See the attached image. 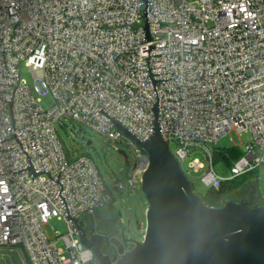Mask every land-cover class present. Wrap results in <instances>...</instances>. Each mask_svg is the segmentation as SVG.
<instances>
[{
  "label": "built area",
  "instance_id": "built-area-1",
  "mask_svg": "<svg viewBox=\"0 0 264 264\" xmlns=\"http://www.w3.org/2000/svg\"><path fill=\"white\" fill-rule=\"evenodd\" d=\"M155 104L171 152L182 169L188 159L187 176L202 171L206 190L263 165L264 0H0V245L29 264H90L72 219L82 224L113 193L90 156L71 158L56 124L127 141L134 190L149 155L98 110L144 141ZM231 130L251 139L222 176L212 151ZM53 218L66 234L47 235Z\"/></svg>",
  "mask_w": 264,
  "mask_h": 264
},
{
  "label": "water",
  "instance_id": "water-1",
  "mask_svg": "<svg viewBox=\"0 0 264 264\" xmlns=\"http://www.w3.org/2000/svg\"><path fill=\"white\" fill-rule=\"evenodd\" d=\"M146 34L149 38L147 22ZM98 111L149 155L141 182L148 202L142 240L132 239L136 243L126 250L117 241L119 256L110 260L96 242L102 236H89L78 218L72 219L98 264H264V205L252 206L245 197L220 206L206 204L162 134L158 104L153 107V133L144 141L102 107ZM120 153L130 165L125 151ZM136 223L140 229L137 218Z\"/></svg>",
  "mask_w": 264,
  "mask_h": 264
},
{
  "label": "rangeland",
  "instance_id": "rangeland-1",
  "mask_svg": "<svg viewBox=\"0 0 264 264\" xmlns=\"http://www.w3.org/2000/svg\"><path fill=\"white\" fill-rule=\"evenodd\" d=\"M22 77L32 84V77L25 68H22ZM41 100L42 105L46 108L51 107L53 104V100L49 95L42 96ZM56 127L72 159L87 155L95 162L105 183L112 190L113 201L111 203V210L116 215L119 211L122 214V219L126 226L125 238L129 239V241L132 239L137 241L142 240L146 227V210L144 212V209L148 207V202L141 191V184L134 190L127 184V180L131 177V172L136 161L132 146L125 140L112 142L105 134L97 132L90 126L80 124L69 118H61L57 122ZM250 139L251 135L249 132L238 133L235 130H231L225 136L220 137L212 151L215 171L222 176H228L231 172V165L226 163L221 157L216 156L218 150L227 148L242 150ZM88 141H91V144L87 145ZM120 150L125 151L130 165H126L125 158L120 153ZM189 150L191 157L204 158L202 148L190 146ZM187 160L183 163V169L185 171L187 170ZM204 164L208 168L209 163L206 159H204ZM201 175L202 171H193L188 174V178L192 183L194 191L201 197H205L204 195L207 191L201 182ZM236 180H243L244 182L222 195L218 200L221 205L229 199L238 200L243 197L250 203L264 205V164L254 171L240 175ZM121 182L125 184V189H127L114 190L116 184ZM100 212L108 213V210L104 207ZM136 218L141 225L140 229L137 228ZM128 220H131L129 224ZM83 221L84 219H81V222ZM44 229L47 235L52 238H55L59 234L67 233L65 222L56 218L51 219L44 226ZM135 240L132 241L136 243ZM17 249L18 253H15L9 246L0 245V264H29L23 250L19 247Z\"/></svg>",
  "mask_w": 264,
  "mask_h": 264
},
{
  "label": "flooded vegetation",
  "instance_id": "flooded-vegetation-1",
  "mask_svg": "<svg viewBox=\"0 0 264 264\" xmlns=\"http://www.w3.org/2000/svg\"><path fill=\"white\" fill-rule=\"evenodd\" d=\"M106 210H108V213L98 211L92 216L85 217L82 225L85 227L89 236H102L100 240L95 238L96 242L99 243L102 254L107 256L110 260H113L119 256L117 241L122 242V246L125 250L135 243L132 240L124 241L126 226L122 216L119 215L120 211L116 215L111 210V204L106 206ZM91 251L93 257L90 264H98L94 250L91 249Z\"/></svg>",
  "mask_w": 264,
  "mask_h": 264
},
{
  "label": "trees",
  "instance_id": "trees-1",
  "mask_svg": "<svg viewBox=\"0 0 264 264\" xmlns=\"http://www.w3.org/2000/svg\"><path fill=\"white\" fill-rule=\"evenodd\" d=\"M242 155V150L236 149V148H227V149H221L216 152V156L221 157V159H224L226 163L232 166V164L238 160ZM214 159V157H213ZM214 161V160H213ZM239 177V176H238ZM237 178V177H236ZM236 178L232 180H225L221 183L220 187L218 189L209 188L206 191L205 197H202L206 204L211 206H220L221 203H219V198L224 195L226 192H229L230 190L238 187L241 183H243V180H236ZM232 199V198H231ZM244 199V198H241ZM241 199H233L234 201H239ZM250 203V202H249ZM250 205H261V204H253L250 203ZM103 209V208H102ZM102 209L98 210L101 211Z\"/></svg>",
  "mask_w": 264,
  "mask_h": 264
},
{
  "label": "crops",
  "instance_id": "crops-1",
  "mask_svg": "<svg viewBox=\"0 0 264 264\" xmlns=\"http://www.w3.org/2000/svg\"><path fill=\"white\" fill-rule=\"evenodd\" d=\"M147 208H148V207H147ZM147 208L145 207L144 212H145V210L147 211Z\"/></svg>",
  "mask_w": 264,
  "mask_h": 264
}]
</instances>
